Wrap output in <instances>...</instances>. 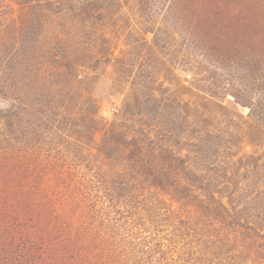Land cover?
Wrapping results in <instances>:
<instances>
[{
  "label": "rangeland",
  "instance_id": "374dc122",
  "mask_svg": "<svg viewBox=\"0 0 264 264\" xmlns=\"http://www.w3.org/2000/svg\"><path fill=\"white\" fill-rule=\"evenodd\" d=\"M0 264H264V0H0Z\"/></svg>",
  "mask_w": 264,
  "mask_h": 264
}]
</instances>
